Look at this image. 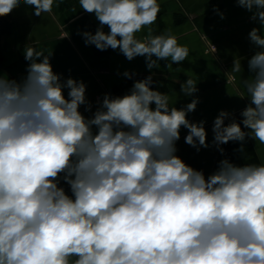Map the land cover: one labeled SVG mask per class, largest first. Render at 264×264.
<instances>
[{"label":"clouds","instance_id":"1","mask_svg":"<svg viewBox=\"0 0 264 264\" xmlns=\"http://www.w3.org/2000/svg\"><path fill=\"white\" fill-rule=\"evenodd\" d=\"M54 2L0 0V17L20 4L35 16L51 13ZM236 3L260 25L248 33L258 51L248 59L243 119L225 110L214 119L212 144L222 156L229 142H240L241 153L246 139L264 145V0ZM79 4L99 21L94 34H82L86 45L119 49L129 61L143 56L149 70L189 56L170 32L136 38L157 21V0ZM23 55V80L0 77V264H264V163L225 157L205 176L176 154L181 128L186 144L209 147L206 122L187 118L198 99L170 107L149 75L123 96L105 94L86 118L85 83L62 81L34 47ZM241 67L234 59L232 71ZM196 85L188 79L181 92L192 96Z\"/></svg>","mask_w":264,"mask_h":264},{"label":"crops","instance_id":"2","mask_svg":"<svg viewBox=\"0 0 264 264\" xmlns=\"http://www.w3.org/2000/svg\"><path fill=\"white\" fill-rule=\"evenodd\" d=\"M157 2L161 9L157 21L136 33V38L143 41L150 31L152 35L170 32L180 45L189 49L188 58L180 64L167 67L170 59L160 60L157 68L149 70L143 56L129 61L119 49L101 51L94 45H86L82 34H94L99 27L95 15L81 9L79 0H55L51 13L41 12L40 16H35L32 6L20 4L9 15L0 17V77L23 80L28 63L23 50L25 46L34 47L50 57L53 71L61 75L62 81L71 77L85 83L86 99L92 110L86 111V105H81L79 110L90 118L105 94L123 96L134 81L151 75L152 88L169 97L170 107L180 109L193 99L199 101L187 118L191 122H206L209 147L197 151L186 144L184 138L188 130L181 128L176 154L187 164L203 170L207 176L225 157L238 165L264 163V145L259 141L246 139L243 153L236 151L240 142L221 145L225 150L223 156L212 144L213 122L221 110L232 113L237 122L243 119L240 112L248 104L244 81L252 76L248 59L258 51L250 43L248 33L260 25L250 19L251 13L239 7L236 0ZM219 13H223V18ZM104 31L108 32L109 28L104 26ZM234 59L241 62L240 72L232 71ZM125 72L130 73L131 78L125 77ZM188 79L197 84L192 96H186L180 88ZM67 92L65 89V97ZM230 121L231 118L226 119L225 124ZM61 186L71 195L67 184L61 181Z\"/></svg>","mask_w":264,"mask_h":264},{"label":"built area","instance_id":"3","mask_svg":"<svg viewBox=\"0 0 264 264\" xmlns=\"http://www.w3.org/2000/svg\"><path fill=\"white\" fill-rule=\"evenodd\" d=\"M212 48H214V47H212Z\"/></svg>","mask_w":264,"mask_h":264}]
</instances>
